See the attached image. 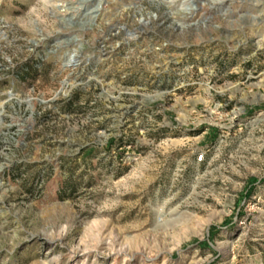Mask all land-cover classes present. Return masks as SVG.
Listing matches in <instances>:
<instances>
[{
  "label": "rangeland",
  "instance_id": "rangeland-1",
  "mask_svg": "<svg viewBox=\"0 0 264 264\" xmlns=\"http://www.w3.org/2000/svg\"><path fill=\"white\" fill-rule=\"evenodd\" d=\"M0 264H264V0H0Z\"/></svg>",
  "mask_w": 264,
  "mask_h": 264
},
{
  "label": "built area",
  "instance_id": "built-area-1",
  "mask_svg": "<svg viewBox=\"0 0 264 264\" xmlns=\"http://www.w3.org/2000/svg\"><path fill=\"white\" fill-rule=\"evenodd\" d=\"M201 158H202L201 156H198V157H197L198 160H201Z\"/></svg>",
  "mask_w": 264,
  "mask_h": 264
},
{
  "label": "bare ground",
  "instance_id": "bare-ground-1",
  "mask_svg": "<svg viewBox=\"0 0 264 264\" xmlns=\"http://www.w3.org/2000/svg\"><path fill=\"white\" fill-rule=\"evenodd\" d=\"M63 7V3L62 4H60V8H62ZM64 8V7H63Z\"/></svg>",
  "mask_w": 264,
  "mask_h": 264
}]
</instances>
